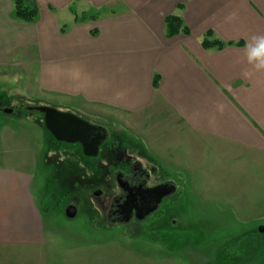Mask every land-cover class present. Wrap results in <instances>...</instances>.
Wrapping results in <instances>:
<instances>
[{
  "label": "crops",
  "instance_id": "crops-1",
  "mask_svg": "<svg viewBox=\"0 0 264 264\" xmlns=\"http://www.w3.org/2000/svg\"><path fill=\"white\" fill-rule=\"evenodd\" d=\"M34 1L38 15L24 23L0 0V56L18 55L43 95L130 123L162 118L219 151L264 152V72L247 63L245 47L264 35V0ZM106 7L75 21L74 13ZM169 14L189 34L167 37ZM208 31L227 44L204 48ZM28 169L0 165V264H39L46 245Z\"/></svg>",
  "mask_w": 264,
  "mask_h": 264
},
{
  "label": "rangeland",
  "instance_id": "rangeland-1",
  "mask_svg": "<svg viewBox=\"0 0 264 264\" xmlns=\"http://www.w3.org/2000/svg\"><path fill=\"white\" fill-rule=\"evenodd\" d=\"M4 57L0 110L12 112L0 111V165L29 168L46 233L39 264H264V152L219 151L162 118L130 123L132 117L119 112L45 96L34 80L28 81L30 71L18 55ZM30 106L70 112L114 129L127 141L129 154L131 145L138 146L158 179L176 183L175 191L144 219L107 224L90 187L66 174H83L73 162H64L76 161L74 144L53 140L42 115L26 109ZM89 167L84 166L86 172L93 170ZM80 175L77 179L86 183ZM97 201L105 207L102 197ZM69 204L77 207L73 218L65 216Z\"/></svg>",
  "mask_w": 264,
  "mask_h": 264
},
{
  "label": "flooded vegetation",
  "instance_id": "flooded-vegetation-1",
  "mask_svg": "<svg viewBox=\"0 0 264 264\" xmlns=\"http://www.w3.org/2000/svg\"><path fill=\"white\" fill-rule=\"evenodd\" d=\"M82 118L93 125L104 127L107 130V138L101 142L98 154L94 157L83 155L81 145L77 142H63L74 144V148L78 151L76 155L78 162L82 163L79 166H90V170L93 166L90 173L85 172L82 176L71 171L66 174L80 186L90 187V196L94 206L102 212V217L107 224L130 223L144 219L149 215H146V211L154 207L157 198L169 189L172 181L170 179L160 180L156 177L152 169L154 165L142 155L138 146L131 145L133 153L129 154L127 147H124L127 141L115 133L114 129L110 130V127H106L105 124ZM98 132L101 133L102 130H88L84 133L85 138L90 142ZM144 158L147 162L143 160ZM95 165L96 168H94ZM76 167L80 172L81 167ZM79 175L84 179L87 178V182H80L77 179ZM97 197H102L106 201L105 207L97 201ZM164 197L157 204V208Z\"/></svg>",
  "mask_w": 264,
  "mask_h": 264
},
{
  "label": "water",
  "instance_id": "water-1",
  "mask_svg": "<svg viewBox=\"0 0 264 264\" xmlns=\"http://www.w3.org/2000/svg\"><path fill=\"white\" fill-rule=\"evenodd\" d=\"M26 109L42 114L43 126L55 141L66 143L77 142L81 145L82 153L85 156H97L99 145L107 138V130L104 127L93 125L88 120L70 112H60L46 106H30L26 107ZM1 110L4 114H10L12 112L10 108H2ZM97 129H101L102 132H98L96 137L89 142V140L85 138L84 133L88 130L96 131ZM175 189L176 184L172 181L169 185V189L160 194L155 201L154 207L146 211V215L157 208V204L162 197L172 194ZM64 212L67 218H73L77 213V207L68 205ZM261 231H264V228H261Z\"/></svg>",
  "mask_w": 264,
  "mask_h": 264
},
{
  "label": "trees",
  "instance_id": "trees-1",
  "mask_svg": "<svg viewBox=\"0 0 264 264\" xmlns=\"http://www.w3.org/2000/svg\"><path fill=\"white\" fill-rule=\"evenodd\" d=\"M10 1H11V16L13 18H15L21 22H24V23H31V22L35 21L37 15H38V8H37L34 0H10ZM74 16H75V21H77V22H81V21H85V20H91V19H95L97 17L94 14H87L84 12L79 13V14L74 13ZM164 25H165V35L167 37L175 36L178 33L189 34V29L183 24L181 18L177 15L169 14V15L165 16ZM61 30H63V29H61ZM92 32L94 33V31H92ZM211 36H212V33L210 31H208L206 36L202 40V43H201L204 48H209V47L221 48L225 44H227V43H224L218 39L211 38ZM157 82H158L157 75H155L153 78V83H152L153 87L157 86ZM41 122H42V120H41ZM42 125H43V123H42ZM45 131H47V130L45 129ZM47 133L49 134L48 131H47ZM51 138L53 139L52 136H51ZM77 153H78V151L75 152L76 155H77ZM70 155H74V154H70ZM64 162L65 163H67V162L72 163L73 162L74 164H76L78 166L77 158H76V161H71V160L66 161V159H65ZM80 169L83 173L86 172V168L81 167Z\"/></svg>",
  "mask_w": 264,
  "mask_h": 264
},
{
  "label": "clouds",
  "instance_id": "clouds-1",
  "mask_svg": "<svg viewBox=\"0 0 264 264\" xmlns=\"http://www.w3.org/2000/svg\"><path fill=\"white\" fill-rule=\"evenodd\" d=\"M245 47L247 63L257 72H264V35L253 36Z\"/></svg>",
  "mask_w": 264,
  "mask_h": 264
}]
</instances>
